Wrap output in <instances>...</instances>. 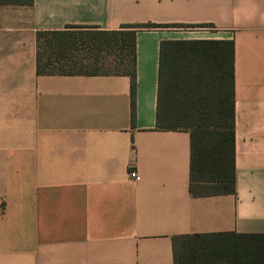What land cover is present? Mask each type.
Instances as JSON below:
<instances>
[{
    "label": "crops",
    "instance_id": "obj_1",
    "mask_svg": "<svg viewBox=\"0 0 264 264\" xmlns=\"http://www.w3.org/2000/svg\"><path fill=\"white\" fill-rule=\"evenodd\" d=\"M144 23L132 118L127 74L36 73L37 31ZM223 41L234 191L192 196L189 133L155 126L159 69L177 105L173 65ZM216 232L264 234V0L0 1V264H173V239Z\"/></svg>",
    "mask_w": 264,
    "mask_h": 264
},
{
    "label": "trees",
    "instance_id": "obj_2",
    "mask_svg": "<svg viewBox=\"0 0 264 264\" xmlns=\"http://www.w3.org/2000/svg\"><path fill=\"white\" fill-rule=\"evenodd\" d=\"M26 2L30 0H0ZM204 25V24H203ZM202 24L199 26H203ZM159 24L122 25L115 30L69 28L37 31L35 34V70L37 74H109L124 73L130 78V112L134 98V32L137 28H157ZM223 50L215 61L212 53L197 52L191 68L175 64L170 74H180L176 103L164 92L160 78L157 89V128L185 129L189 133L190 154L188 191L192 196L228 194L234 191L232 133V55L231 41H223ZM169 43L160 42V53ZM200 45L201 42H192ZM203 50V47H195ZM219 54V53H218ZM162 63H159V67ZM177 66L181 69L177 71ZM169 91V92H170ZM173 98V97H172ZM263 245L248 249L243 240ZM175 240V242H174ZM180 240V241H179ZM222 246L233 247L229 252ZM242 248L235 250L236 247ZM173 264H264V234L232 232L195 233L173 239Z\"/></svg>",
    "mask_w": 264,
    "mask_h": 264
},
{
    "label": "rangeland",
    "instance_id": "obj_3",
    "mask_svg": "<svg viewBox=\"0 0 264 264\" xmlns=\"http://www.w3.org/2000/svg\"><path fill=\"white\" fill-rule=\"evenodd\" d=\"M221 249L224 250V251H226V252H229L230 251V253H231V250L230 249H233V247H230L229 248L228 246H222ZM241 249L242 248H240V246L235 248V250H237V251H239Z\"/></svg>",
    "mask_w": 264,
    "mask_h": 264
},
{
    "label": "built area",
    "instance_id": "obj_4",
    "mask_svg": "<svg viewBox=\"0 0 264 264\" xmlns=\"http://www.w3.org/2000/svg\"><path fill=\"white\" fill-rule=\"evenodd\" d=\"M129 176L134 177L135 176V171L134 170H129Z\"/></svg>",
    "mask_w": 264,
    "mask_h": 264
}]
</instances>
